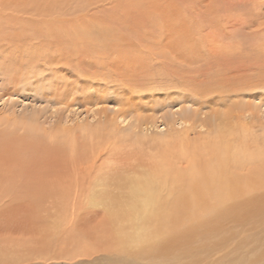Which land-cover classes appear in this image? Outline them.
<instances>
[{
    "label": "bare ground",
    "instance_id": "6f19581e",
    "mask_svg": "<svg viewBox=\"0 0 264 264\" xmlns=\"http://www.w3.org/2000/svg\"><path fill=\"white\" fill-rule=\"evenodd\" d=\"M113 1L0 0V100L5 111L18 102L16 95L31 104L28 108L23 103L18 119L14 109L10 116L1 111L0 122L11 120L23 131L17 143L0 138V165L5 164L0 168V191L56 188L38 180L48 174L60 177L56 189L82 188L88 180L96 186L101 179L97 176L101 152L97 142L108 135L98 132L115 128L117 119L128 118L134 133L146 130L141 128L144 124L155 123L153 115L144 114L147 107L124 97L123 84H128L116 73L138 69L136 65L146 59L162 65L156 54L161 56L164 49L133 44L132 38L139 32L121 27V16L113 9L91 12L94 6ZM175 49L167 50L172 57ZM179 52L175 57L184 55ZM156 69L160 71L158 66ZM166 77V81H152V86L150 81L136 85L147 92V98L160 93L153 105L166 110L161 118L168 138L159 157L134 171H122L124 175L112 179L114 190L105 191V199L101 196L104 187L86 202L105 201L113 228L108 237L121 250L151 248V253H132L153 264H264V220L258 218L264 217V93L259 92L264 90V81L243 98L240 95L250 93L249 87L220 83L210 96L207 88H191L186 80ZM179 102L187 106L173 110ZM211 104L219 108L206 112L204 108ZM74 105L90 108L100 127L91 120L66 125ZM45 107L50 109V121L57 125L46 130L42 125L49 119L40 113ZM107 109L111 116L105 113ZM100 114L104 115L101 121ZM176 124L183 125L182 129ZM196 128V137L189 138ZM8 130L13 133L12 128ZM11 145L14 152L6 155V147ZM29 150L33 151L27 153ZM37 151L50 152L56 165L39 163L41 155L37 159L28 155L37 156ZM175 151L180 157L175 158ZM231 240L238 241L233 248L229 247ZM215 254L218 256L211 263L204 262ZM107 263L123 264L117 260Z\"/></svg>",
    "mask_w": 264,
    "mask_h": 264
},
{
    "label": "rangeland",
    "instance_id": "374dc122",
    "mask_svg": "<svg viewBox=\"0 0 264 264\" xmlns=\"http://www.w3.org/2000/svg\"><path fill=\"white\" fill-rule=\"evenodd\" d=\"M135 3L139 4L141 8L139 5L136 7ZM112 4L113 6H111ZM117 6L121 9L123 6L124 10L119 7L116 10ZM102 7H105L103 9L105 12L113 9V12L116 11L120 14L121 19L118 22L121 27L125 28V25H127V27L136 29L139 32L137 38H132L133 44L139 46L149 44L150 47L155 49H164L161 56L156 54L157 58L163 62V66L160 62L158 64L155 61L146 59V62L141 61L139 67L136 65L138 69L130 68V73L126 70L123 73L118 68L120 72L116 73L121 75L120 78H125L123 82L128 84H123L124 90L126 89L125 92H127V95L123 93L124 97L127 96L137 105V102H139L143 108L147 107L144 114L153 115L155 123L144 124L141 128L146 127V130L141 131L142 133H138L139 131L134 133L129 125L131 122L129 123L128 118L122 122L117 119L115 128H108L109 130L106 128L105 132L102 130L98 132L102 136L105 133H108V135L97 142L99 149H101L98 156L100 169L97 171V176L101 179L95 183L96 186H93L91 181L88 180L85 181V187L82 188L56 189L59 186L60 177L55 174H48L49 176H43L44 178L41 176L38 180L42 181L43 184L50 182L52 187H56L51 190H45L44 187H39L40 189L28 187V191L27 189L25 191L1 189L0 264H92L93 262L108 264L107 260H117L123 264H153L147 257L142 259L141 255L132 253L148 251L151 253V248L138 246L134 249L121 250L108 237L110 236L109 231H112L113 228L112 221L107 215V207H110L108 204H104L105 201H103L106 197L105 191L114 190V184L112 183L114 177L121 173L124 175V172L128 170L130 172L131 170L134 171L140 165L146 166L154 162L161 153L163 141L168 138L165 136L166 128L161 118L166 110L160 109L161 105H153L156 99L157 101L160 99V93L159 95L156 94L155 97L147 98L149 96L146 94L147 92L145 93L140 87L137 88L136 85L141 86L142 81H150L149 86H152V81H166L168 75V77L186 80L191 88H207L205 91L210 96L214 95L212 90L215 91V87L220 83L227 82L234 83L237 87H249L250 93L240 95L243 98H248L249 95L253 94V88L264 81V0H115L111 3H104L103 6H94L91 12L102 13ZM134 7L136 8L132 9ZM119 16L118 18H120ZM177 43L178 45H176ZM180 46L185 48V51L184 49H178ZM189 47L192 48L189 49ZM173 49H175V56L180 53L179 51H183L181 55L184 54V57H172L169 52ZM157 50H154V52L156 53ZM144 55H146L145 51H143ZM147 61L155 62L153 64L149 63L152 68ZM108 62L106 61V64ZM157 66L163 72L162 74L158 71L159 69H156ZM207 81L209 83H206ZM129 86V90L132 91L127 90ZM153 91L156 90L153 89ZM259 92L264 93V90ZM38 94H36V97L39 98L40 95ZM14 98H17L18 102L10 104L12 107L8 106L10 110L6 111V107L0 100V116H10L9 114H12L11 110L14 109L17 111L15 112V118L18 119L23 103L30 108L29 99H22L17 95ZM262 98L261 102L264 101V96ZM36 106L39 105L36 104ZM180 106L184 108L187 104L179 102L173 107V110L174 108L177 111L180 110ZM227 106L229 105L227 104ZM40 107L42 108L43 104ZM262 107L264 108V104ZM46 108L44 111H40L41 114L44 113L42 115H46L47 120L49 119V123L44 122L43 125L41 124L45 130L49 129L51 124L53 127L57 126L54 120L50 121V109L48 107L46 111ZM191 108L196 107L191 105ZM218 108V105L211 104L208 107L206 106L204 110L210 112ZM1 111L4 115L1 114ZM105 113L111 116L108 109ZM100 116L101 121L104 119V115L100 114ZM96 118L93 117L90 108H80L74 105L72 114L68 118L69 122L66 125H72L74 121L91 120L93 125L97 124L94 125L97 128L100 127L101 123L99 124ZM14 123L11 120L6 123L0 122V134H2L0 138L2 137L5 140L7 137V140L11 141L14 139L15 143L21 140L23 129L20 125ZM182 127L183 125L176 124L177 129L181 130ZM9 128H12L13 133H8ZM194 130L191 131L189 138L196 137L195 134H197L199 128ZM200 131L203 132L204 129ZM44 146L50 149L47 145ZM190 149L195 152L193 148ZM31 151L33 150L26 152ZM11 152H14V147L12 145L7 146L5 154ZM175 152V158L180 157L179 151ZM28 155L36 159L38 155H41L39 156L41 160L39 163L42 162V164H48V166L56 165V161H54L55 159L52 158L50 152L46 151L45 154L44 152L41 154L37 151V156H32L31 153ZM192 155L194 156V154ZM42 158L44 159L42 160ZM4 166L5 164H1L0 168ZM101 183L104 185L99 186ZM101 190H103L101 194L104 198L102 199L103 204L102 202L91 204L88 201L86 202L87 198L94 197L93 193L96 195ZM258 218L264 220L262 219L264 217L259 216ZM231 242L229 247L233 248V246H236L235 242L238 241L231 240ZM217 256L215 254L210 260H204V262L211 263L212 259L217 258ZM183 263L186 262L181 261V264Z\"/></svg>",
    "mask_w": 264,
    "mask_h": 264
}]
</instances>
